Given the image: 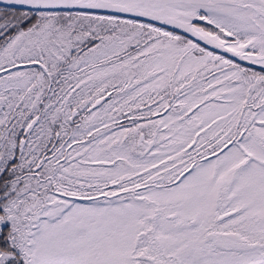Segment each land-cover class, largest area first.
Instances as JSON below:
<instances>
[{"label": "snow or ice", "instance_id": "obj_1", "mask_svg": "<svg viewBox=\"0 0 264 264\" xmlns=\"http://www.w3.org/2000/svg\"><path fill=\"white\" fill-rule=\"evenodd\" d=\"M0 264H264V0H0Z\"/></svg>", "mask_w": 264, "mask_h": 264}]
</instances>
